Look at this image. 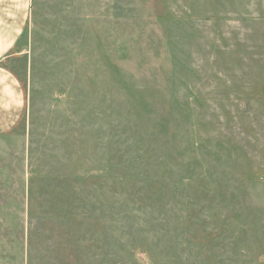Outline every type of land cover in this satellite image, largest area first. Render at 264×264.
<instances>
[{
	"label": "rangeland",
	"instance_id": "obj_1",
	"mask_svg": "<svg viewBox=\"0 0 264 264\" xmlns=\"http://www.w3.org/2000/svg\"><path fill=\"white\" fill-rule=\"evenodd\" d=\"M0 37V264H264V0H0Z\"/></svg>",
	"mask_w": 264,
	"mask_h": 264
},
{
	"label": "crops",
	"instance_id": "obj_2",
	"mask_svg": "<svg viewBox=\"0 0 264 264\" xmlns=\"http://www.w3.org/2000/svg\"><path fill=\"white\" fill-rule=\"evenodd\" d=\"M11 38L0 37V61L10 50ZM23 90L16 78L0 66V134L10 130L23 114Z\"/></svg>",
	"mask_w": 264,
	"mask_h": 264
}]
</instances>
